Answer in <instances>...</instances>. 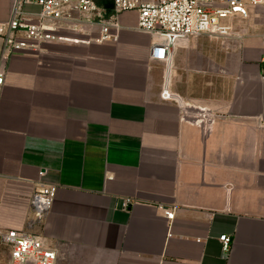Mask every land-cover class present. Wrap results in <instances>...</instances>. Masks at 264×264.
Segmentation results:
<instances>
[{
	"label": "crops",
	"instance_id": "obj_1",
	"mask_svg": "<svg viewBox=\"0 0 264 264\" xmlns=\"http://www.w3.org/2000/svg\"><path fill=\"white\" fill-rule=\"evenodd\" d=\"M240 1L228 34L179 41L169 66L151 58L157 37L134 10L116 39L10 53L0 227L25 228L31 195L53 184L36 231L57 264H264V1ZM13 6L0 0V25ZM166 81L176 98L162 97Z\"/></svg>",
	"mask_w": 264,
	"mask_h": 264
},
{
	"label": "built area",
	"instance_id": "obj_2",
	"mask_svg": "<svg viewBox=\"0 0 264 264\" xmlns=\"http://www.w3.org/2000/svg\"><path fill=\"white\" fill-rule=\"evenodd\" d=\"M264 0H251L258 4ZM35 3L38 13H25L24 3ZM137 11V29L153 34L157 40L150 48L154 60L170 65L179 41L204 33L226 35L230 27L222 19L232 14L246 15L240 0H14L11 17L0 25L3 46L0 53V86L4 82L2 61L20 50L42 51L47 43H102L117 38L120 28L118 15ZM259 79L264 82V66ZM161 95L176 98L167 81ZM56 186L43 184L30 197L33 214L23 229L0 227V258L7 264H57L58 251L36 231L53 202ZM130 199L122 202L127 208ZM164 215L173 220L175 207L162 206ZM223 254L227 255L232 237H219Z\"/></svg>",
	"mask_w": 264,
	"mask_h": 264
},
{
	"label": "rangeland",
	"instance_id": "obj_3",
	"mask_svg": "<svg viewBox=\"0 0 264 264\" xmlns=\"http://www.w3.org/2000/svg\"><path fill=\"white\" fill-rule=\"evenodd\" d=\"M31 215H33V214L30 212V209H29V213L27 214L26 217H29V216H31ZM26 219H27V218H26ZM0 264H7V263H6V260L0 258Z\"/></svg>",
	"mask_w": 264,
	"mask_h": 264
}]
</instances>
